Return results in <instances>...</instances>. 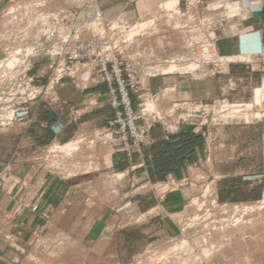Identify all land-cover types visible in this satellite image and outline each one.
Segmentation results:
<instances>
[{
	"label": "crops",
	"instance_id": "crops-1",
	"mask_svg": "<svg viewBox=\"0 0 264 264\" xmlns=\"http://www.w3.org/2000/svg\"><path fill=\"white\" fill-rule=\"evenodd\" d=\"M164 1L98 0L96 6L101 9L104 23L112 24L156 16ZM216 3L220 8L214 16L227 10L233 15L224 17L222 27L215 33L217 55L227 60L226 64L207 78L197 80L176 73L151 75L132 94L135 106H143L142 101L138 102L142 96L157 98L162 93L168 97L178 93L181 99L201 104L220 99L241 101L252 94L255 86L264 83V74L252 64L235 60L240 56H256L264 68V0H204L201 9L205 13ZM183 5L181 2L182 12ZM187 10L184 13H189L190 7ZM48 67L41 62L31 66L32 77L44 91L26 102L16 115V148L0 162V264H73L63 258L65 252L52 256L48 252L60 246L62 240L73 243L79 250L80 261L76 264H133L153 238L182 235L180 222L169 211L172 201L183 200L186 188L179 189L166 202L172 197L158 194L157 189L134 192L143 185L129 192L119 186L121 196L115 199L107 195L94 197V184L123 173L131 175L128 180L141 174L139 180H146L144 185L183 186L191 169H203L208 164L210 135L213 136L212 168L224 179L221 181L224 189L258 190L264 196V158L254 168L252 134L245 136L243 144H232V128L210 129L192 122L175 125L157 121L146 144L139 148L142 158L137 153L127 156L111 150L107 158L95 162V170L72 173V167L39 162L32 155L38 148L53 142L66 145L78 137L89 136L103 128L111 114L106 85L94 75L79 73L72 80L64 78L48 92V80L43 77ZM187 128L200 137V144L194 146L193 162L152 179L150 169L158 162L153 147L167 142L172 149L176 148L180 133ZM217 151L219 156H224L222 159L217 158ZM235 153L246 155L243 164L234 161ZM253 185L258 186L248 188Z\"/></svg>",
	"mask_w": 264,
	"mask_h": 264
},
{
	"label": "rangeland",
	"instance_id": "rangeland-1",
	"mask_svg": "<svg viewBox=\"0 0 264 264\" xmlns=\"http://www.w3.org/2000/svg\"><path fill=\"white\" fill-rule=\"evenodd\" d=\"M165 1H168L169 8H172L176 1L182 0ZM97 2L98 0L0 1V162L16 148V115L21 112L26 102L42 95L44 91L37 85L36 79L33 78V81L29 82L32 78L31 66L35 62H41L46 67L51 65L52 68H46L47 72L43 74L48 80L52 69L63 58L66 43L71 35L82 40L93 38L95 35H106L113 51L120 52L124 59L132 64L142 84L151 75L168 73L195 80L207 78L227 62L217 55L209 56L205 62H201L193 47L188 46L189 43L204 38L201 34H213L222 27L213 24L200 25L196 6L190 8L189 16L171 27L168 21L151 24L146 17L105 24L101 9L96 6ZM85 5L90 8V16L76 24H70L67 21L68 13ZM231 13L227 10L221 15L228 18L233 16ZM176 17H181L180 12L177 16L173 15L171 20H178ZM182 26L183 32L180 31ZM186 36L189 38L187 42ZM181 47L183 48L180 49ZM235 60L252 64L254 69L264 74L263 64L256 56H240ZM61 67L62 64L58 69ZM257 87L264 91V83L255 86L252 94L241 101L220 99L183 108L177 106L178 110L171 105L175 101L183 100L178 93V96L174 97H168L165 93L157 98L142 96L138 102L142 101L146 118L155 119L156 122L170 121L171 118L176 120L180 116L181 122L184 119V124L192 122L221 130L232 128V144H243L245 136L252 134V145L255 148L252 154L253 164L254 168H257L264 158V95L260 103L253 102L254 90ZM47 91L52 92V88L49 87ZM138 94L140 95V92ZM247 103H251L249 108ZM105 134L102 128L96 129L89 136L78 137L66 145L57 142L47 144L44 148H38L32 155L39 162L49 166L72 167L70 173L95 170V162L99 158H107L109 152L114 150L110 138ZM212 138L210 135L211 156L208 164L205 163L203 169H191L183 186L144 185L146 180H139L141 174L128 180L131 175L123 173H118L104 182H95L94 197L107 195L110 199L121 196L119 186L124 187L126 192L141 185L143 186L134 192L157 189L158 194L165 193L167 198L168 195L172 197L166 199V202L173 199L179 189L186 188L183 200L172 201V209L169 211V214L180 222L182 235L176 238H153V242L133 264H264V196L261 197L258 190L229 192L224 189V184H221L224 179L212 168ZM216 155L218 159L224 157L219 156L218 151ZM245 156L235 153V160H232L241 161L243 164ZM91 161L94 163L89 166ZM85 164L88 166L81 168ZM1 172L0 167V176ZM155 251L159 253L156 252L155 255ZM48 252L50 256L53 253L63 255L65 252L63 258L73 264L80 261L79 250L73 243L64 240L60 246L49 249Z\"/></svg>",
	"mask_w": 264,
	"mask_h": 264
},
{
	"label": "built area",
	"instance_id": "built-area-1",
	"mask_svg": "<svg viewBox=\"0 0 264 264\" xmlns=\"http://www.w3.org/2000/svg\"><path fill=\"white\" fill-rule=\"evenodd\" d=\"M203 1H176L172 8H169L168 1H164L159 5V14L150 17L148 20L151 24L168 21V25L170 24L172 27L177 21L189 16V13H184L188 11V7L196 6L199 15L198 23L200 25L213 24L222 26L221 23L224 17L222 15L214 16L213 14H216V11L220 8V4H214L212 9H208L204 13L201 9ZM181 2L184 4L183 12L181 11ZM90 12V8L87 5L72 9L68 13L67 21L72 25L76 24L81 19L89 17ZM179 12L182 18L176 17L178 20H171L173 15L177 16ZM184 27L182 26L180 31L183 32ZM172 34L173 32H171V36ZM201 35L204 38L189 43L188 46L193 47L194 53L197 55L199 61L205 62L207 57L217 55L215 32L213 34L207 33ZM73 36L71 35L66 43L63 58L58 61L56 67L52 69L51 74L48 76L46 87L53 88L64 78L72 80L79 73H90L94 75L100 83L106 85L108 104L111 109V114L106 118V123L102 130L110 138L115 151L123 152L127 156L137 153L138 157L142 158V153L139 148L146 144L151 129L157 122L155 119L149 120L146 118L144 108L141 105H134L132 94L139 91L142 83L137 78L132 64L124 59L120 52L115 53L113 51L106 35H95L93 38L87 40H82L77 37L74 38ZM187 39L189 38L186 36V42L188 41ZM60 64H62V67L58 69ZM49 68H52V66L50 65ZM31 81H33V77L29 79V82ZM194 104L198 105L196 102L183 99L179 102L175 101L171 105L172 108L177 106L183 108ZM178 109L177 107L175 110ZM183 121L184 119L181 122L180 116L176 120L173 118L170 119V122L175 125L183 123ZM189 175L190 173L188 172L187 176Z\"/></svg>",
	"mask_w": 264,
	"mask_h": 264
},
{
	"label": "trees",
	"instance_id": "trees-1",
	"mask_svg": "<svg viewBox=\"0 0 264 264\" xmlns=\"http://www.w3.org/2000/svg\"><path fill=\"white\" fill-rule=\"evenodd\" d=\"M190 127V126H189ZM187 128L186 132H181V139L176 148L172 149L167 142H160L158 146L153 147L154 159L158 162L150 169L152 179H159L162 174L165 175L170 172H175L176 168L184 163H192L194 160V146L200 144V137L193 134ZM155 174V176H154Z\"/></svg>",
	"mask_w": 264,
	"mask_h": 264
},
{
	"label": "bare ground",
	"instance_id": "bare-ground-1",
	"mask_svg": "<svg viewBox=\"0 0 264 264\" xmlns=\"http://www.w3.org/2000/svg\"><path fill=\"white\" fill-rule=\"evenodd\" d=\"M264 95V91H263V89L262 88H257L256 90H255V92H254V103H260L261 102V99H262V96ZM249 106H251V104H247V107L249 108ZM239 110V109H238ZM103 182H104V180H103ZM99 183V182H98ZM97 187V186H96ZM99 187V186H98ZM101 188V187H100ZM225 205V204H224ZM224 205H222V206H224ZM222 210V209H221ZM220 211V210H219ZM225 211H228V210H226L225 209ZM221 212V211H220ZM219 212V213H220ZM223 212H224V208H223ZM235 212V211H234ZM226 213V212H225ZM217 214V213H216ZM156 248V247H155ZM163 248V247H162ZM161 248V249H162ZM165 248V247H164ZM160 249V248H159ZM158 249V250H159ZM167 249V248H166ZM166 249H164V250H166ZM163 250V251H164ZM160 251V250H159ZM159 251L157 252V251H155L154 253H155V255H156V252L157 253H159ZM153 254V253H152ZM150 256V255H149ZM152 257V256H151ZM153 258V257H152ZM151 259V258H150Z\"/></svg>",
	"mask_w": 264,
	"mask_h": 264
}]
</instances>
